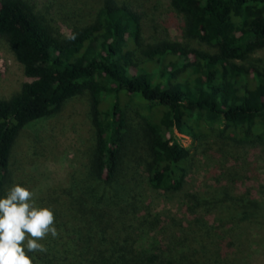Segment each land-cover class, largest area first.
Wrapping results in <instances>:
<instances>
[{"label":"trees","instance_id":"1","mask_svg":"<svg viewBox=\"0 0 264 264\" xmlns=\"http://www.w3.org/2000/svg\"><path fill=\"white\" fill-rule=\"evenodd\" d=\"M55 4L60 0H0V40L28 78L18 93L0 98V196L14 184L9 166L22 128L82 94L91 97L96 128L90 169L120 191L101 222H76L74 181L29 189L53 211L57 232L39 241L46 252L29 254L33 264H202L193 259L197 253L211 264L228 263L234 236H218L212 201L200 205L186 187L208 139L222 150L227 141L264 145V59L254 56L264 48V0H170L182 16L174 26L184 42L148 41L137 0H99L85 17L63 22L51 15ZM129 113L148 144L141 141L146 146L125 162ZM184 135L196 152L184 146ZM142 168L153 189L184 193V216L165 219L151 210ZM248 192L224 190L225 199L257 208L261 200ZM160 226L163 241L140 246L141 235H155Z\"/></svg>","mask_w":264,"mask_h":264},{"label":"rangeland","instance_id":"2","mask_svg":"<svg viewBox=\"0 0 264 264\" xmlns=\"http://www.w3.org/2000/svg\"><path fill=\"white\" fill-rule=\"evenodd\" d=\"M43 1L39 0L40 3ZM60 2L51 11V15L59 22L69 17V21L78 18L79 14L85 17L99 4V0ZM137 3L142 13L144 36L148 41L172 37L184 42L174 26L175 23H182V16L172 8L170 0H137ZM61 24L63 31H69ZM202 47L207 48L206 45ZM254 56L264 59V48ZM27 80L22 65L14 59L5 42L0 40V98L8 99L18 93ZM127 118L130 126L123 153L125 162L131 161L134 151L141 144H148L137 117L129 113ZM182 139L184 146L196 152V143L190 136L184 135ZM212 140L208 139V143L214 144H207L206 150L198 149L186 190L197 196L200 205L212 201L220 217L215 219L219 237L222 231L234 236L231 258L226 264H264V193L257 194L264 185V145L247 146L227 141L230 143L224 145L222 150ZM95 145L96 128L91 97L88 94L77 95L68 99L56 114L28 123L22 128L10 160V179L20 185L26 181L24 187L28 189L38 184L67 185L74 181L77 185L75 201L78 209L73 221L95 217L97 222H101L98 217L104 219L102 215L117 203L120 184L112 181L110 187H106L95 179L93 169H90ZM144 171L145 168H142L141 187L151 210L165 219L167 216H184V193L168 195L153 189ZM226 188L229 193L231 189L236 193L249 191L261 203H257V208L247 204L242 208V205L225 199ZM160 232L155 235L142 234L140 246L149 248L156 243L158 245L164 236L161 226ZM179 249L184 250L185 247L180 246ZM193 259H198L202 264H211L200 253Z\"/></svg>","mask_w":264,"mask_h":264},{"label":"clouds","instance_id":"3","mask_svg":"<svg viewBox=\"0 0 264 264\" xmlns=\"http://www.w3.org/2000/svg\"><path fill=\"white\" fill-rule=\"evenodd\" d=\"M57 235L53 211L39 206L33 193L13 184L0 196V264H33L37 252H46L39 241Z\"/></svg>","mask_w":264,"mask_h":264}]
</instances>
